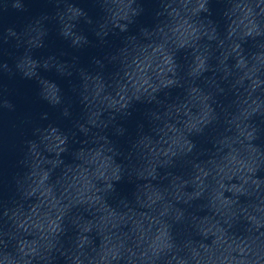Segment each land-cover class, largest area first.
I'll return each mask as SVG.
<instances>
[{
	"label": "clouds",
	"instance_id": "obj_1",
	"mask_svg": "<svg viewBox=\"0 0 264 264\" xmlns=\"http://www.w3.org/2000/svg\"><path fill=\"white\" fill-rule=\"evenodd\" d=\"M96 2L104 12L102 20L93 29L101 43L106 42L104 38L110 32L115 34L118 30L119 33H127L129 26L135 23V18L144 11L140 0ZM222 2L230 5L223 11V16H229L233 9L240 7L235 0ZM54 3L57 7L55 18L59 23V35L68 41L72 48L80 49L88 45L90 41L87 36L78 30L82 18L87 24L93 23L87 13L72 0H54ZM113 4L119 5L118 11L114 10ZM158 5L155 13L157 22L151 30L141 27L139 36L127 35L123 46L118 48L115 54L105 57L108 63L118 64L116 70L108 74L110 79H105V63L100 59L93 58V64L98 70L89 71L85 68H76L74 63L69 64L55 55L42 59L34 58L33 51L45 47L48 30L43 26V21L49 19L46 15L33 20L20 32L13 27L0 29V44L15 40L16 48L24 49L15 59L14 69L7 61H0V75L13 76L19 73L22 78L36 80L40 98L53 108H59L65 117L69 116L70 112L69 107L65 105L60 86L41 76L40 70L55 69L61 77L72 76L74 70L78 72L80 82L74 86L73 91L77 94L83 109H86L85 122H75L78 132L88 136L93 128L106 129L112 124L116 134L123 136L126 129L116 123L117 116L121 118L130 116L131 109L137 102L147 104L155 102L163 107L164 111L150 113L155 124L152 129L153 135H142L132 142L129 156L132 153H139L145 161H149L151 157L149 162L155 163V169L174 168L178 161H183L190 167L187 176L170 171L161 175L158 170L145 175L142 168L135 169L137 179L146 181L142 185H136L133 193L135 199H143V188L152 185L155 198L148 197L150 201L148 208L152 209L158 202L161 204L157 214L151 216V225L146 230L133 234L123 243L109 242L104 244L96 255H87L83 249L88 245L85 242L88 233L81 230L80 217H77L72 221L79 230L75 239L76 252L69 258L72 264H84L82 257L87 260V264H112V261L125 256L127 264H264V236L258 234L264 225V218L258 215L260 212L258 201L262 197L260 189L264 185V177L260 175L264 153L255 143L264 133V111H261L259 96L251 98L248 89L238 83L241 70L235 66V61L231 65L228 63L232 58L231 53L227 57L224 56L235 41L231 39L233 35L227 34L231 39L230 43L218 39V25L211 19L205 23L201 18L202 13L208 17L212 15L210 0H158ZM10 10L27 11L26 0H0V16ZM178 20L183 21L185 25L183 30L174 27ZM256 29L257 25L253 22L252 27L248 29L249 35L252 31L259 35ZM205 36L207 42L201 43ZM141 41H147V46ZM213 43L218 44L217 52L212 49ZM149 49L152 50V54L145 55ZM181 52H185L187 56L183 63L180 61ZM133 64L141 69L138 85L131 89H121L123 94H117L118 102L108 104V98L98 91V84L111 83L112 86L119 88L127 69ZM150 70L153 72L151 76L148 75ZM261 71L264 69L256 65V75L260 77ZM209 73H215V78H209L207 76ZM201 78L213 90L205 91L197 83ZM221 81L227 83V88L221 87ZM174 88L182 89L183 95L169 100L170 90ZM6 92V87L0 84V113L4 110L12 111L15 107L7 98ZM161 92H164L165 100L158 98ZM219 95L231 96L229 105L224 109L225 124L229 131V126L236 128L238 134L228 143L224 142L227 135L215 140V151L219 154L221 149L226 147V152L237 153L242 161L240 174L246 176L249 169L254 168L259 181V183L255 180L248 181L244 186L246 191L238 192L234 197L237 203L231 206H226L216 197L218 187L222 186L221 181H226L230 173L217 169L216 155L209 156L206 161L199 159L200 154L196 151L197 146L193 140V137L205 136V129L214 122H219L220 117L213 107L219 103L217 99ZM105 113L107 118H104ZM253 116H259L260 122H253L250 118ZM172 124L177 126V132L173 135H178V139L169 145L167 151L158 152L153 148L150 152L142 143L143 139L159 136L161 129L169 128ZM75 134L72 133L73 136ZM69 139V134L53 124H49L41 135V143L44 144L45 150L50 154L54 153L58 158V162L53 163L49 171V181L53 170L65 165L62 156L69 151ZM91 139L95 145L104 143L108 159L111 161L96 169L95 177L101 182L99 187L93 192L76 183H69L63 168L55 183L49 182L57 191L59 190L62 198H70L71 202L76 204H87V201L98 199L100 195L107 198L116 192V183L124 178L125 166L116 159L123 153L116 149L106 135L93 133ZM87 142L81 141V144ZM26 143L31 159L20 163L26 164L30 171L24 180L16 179L18 191L25 200L37 194V189L33 187V164L40 152L35 140ZM83 149V146L77 149L81 155ZM77 150L72 152L73 157ZM164 180L168 181L167 185L162 183ZM154 181L157 183L153 184ZM189 188L192 191H188ZM196 201H203L197 205L204 213L202 216L178 207L180 204L192 207ZM121 203L128 205L129 201L127 198H121ZM22 208L23 205L18 202L13 207L0 202V264H55L54 251H59L61 256L67 254L57 247L61 243L60 235L66 233V228L63 226L59 229L46 228L41 224L35 237L25 239L24 234H30V223L23 217ZM8 221H11L10 226ZM180 233H183V237L178 239Z\"/></svg>",
	"mask_w": 264,
	"mask_h": 264
}]
</instances>
